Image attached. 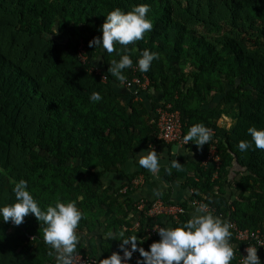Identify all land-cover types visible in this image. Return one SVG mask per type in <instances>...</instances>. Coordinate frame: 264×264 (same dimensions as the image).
I'll return each instance as SVG.
<instances>
[{
    "label": "trees",
    "instance_id": "16d2710c",
    "mask_svg": "<svg viewBox=\"0 0 264 264\" xmlns=\"http://www.w3.org/2000/svg\"><path fill=\"white\" fill-rule=\"evenodd\" d=\"M138 4L150 6L153 28L127 53L118 44L119 55L89 46L109 11ZM145 49L158 58L142 73L136 61ZM123 54L133 65L121 85L108 68ZM135 77L148 84L138 86ZM93 91L101 101H90ZM167 105L180 111L184 134L197 123L212 130L209 144L188 145L203 151L200 161L214 146L218 159L160 166L161 177L185 178L190 189L174 201L167 187L162 199L183 211L166 217L175 227L192 207L207 204L234 224L230 264H240L248 245L264 264V245L252 236L264 240V150L236 148L251 141L249 127H264V0H0V206L15 201L20 180L42 208L75 200L83 212L76 254H122L108 231L136 236L145 250L159 239L147 231L148 220L164 215L147 218L133 197L140 186L133 181L148 174L137 170L109 186L104 177L157 142L156 109ZM224 118L230 125L219 122ZM44 227L32 214L18 226L0 219V264H56ZM240 231L247 238L239 239Z\"/></svg>",
    "mask_w": 264,
    "mask_h": 264
},
{
    "label": "clouds",
    "instance_id": "9594fccd",
    "mask_svg": "<svg viewBox=\"0 0 264 264\" xmlns=\"http://www.w3.org/2000/svg\"><path fill=\"white\" fill-rule=\"evenodd\" d=\"M150 6L138 4L124 11L119 7L109 11L100 26L102 35L93 37L89 46L101 47L107 53L114 51L120 54V49L114 45L127 46L143 39L144 34L153 28L151 19L148 17ZM158 58V53L143 50L136 64L142 73L150 69L152 61ZM133 60L130 55H120L119 60H111L108 72L123 85L126 81L125 69L131 68ZM90 101L99 102L102 97L99 92L93 91L89 96ZM251 141L241 140L236 148L240 152L252 148L264 150V127H249L247 129ZM212 130L207 126L197 123L189 127L183 135V145L190 141L198 148L209 144L212 139ZM137 163L155 174L160 168V157L158 152L149 145L148 151H139ZM170 167L179 169L181 163L175 159L171 161ZM15 201L11 204L0 206V219L4 222L9 220L14 225L23 223L24 218L32 214L42 222L44 227L43 239L55 252L56 264H74V257L78 245L81 242V234L77 228L83 219V212L78 208L75 200L62 202L55 201L46 208H42L28 190L25 181L20 180L14 186ZM154 195H160L154 190ZM232 224L209 210L207 204H199L195 207L190 218L175 227L163 226L154 229L158 240H154L145 250L138 247L136 236L125 237L123 232L116 233L108 231V239L120 241L121 252H112L109 256L101 259L100 264H129L133 253L139 251L140 257L136 264H230L235 258L237 245L231 242L233 235ZM130 247H127L129 246ZM264 245V244H261ZM246 255H242L240 264H262L258 256L257 246L248 245L245 249ZM52 255V252L49 253Z\"/></svg>",
    "mask_w": 264,
    "mask_h": 264
},
{
    "label": "crops",
    "instance_id": "0c3cea01",
    "mask_svg": "<svg viewBox=\"0 0 264 264\" xmlns=\"http://www.w3.org/2000/svg\"><path fill=\"white\" fill-rule=\"evenodd\" d=\"M132 89V88H131ZM130 90V89H128ZM142 99L145 100L146 96L145 95H137L136 99ZM229 119V118H224ZM220 120L219 122L222 123V121L224 120ZM160 137L157 138V142H155L154 144H149L151 145L157 152L158 155L160 157L159 163L160 166L166 165L171 163V161L177 159L181 164L184 162H199L202 158V154L203 151H194L192 149L189 148V145H183V144H178V143H166L164 141H160ZM148 146H146L145 148H140L138 149V151L136 152V155L133 156L129 163L123 165L121 167V170H119L118 172L115 173H109L107 175H105L104 177V183L106 186L109 185H116L122 182L125 183L128 180L127 175L135 172L137 170L140 171H145V173L148 174V178L145 179V174L144 176V180L142 181V183L140 184V186L138 188H135L136 191L133 194V197L135 200H140V199H144L146 200L148 203L153 202L155 200L158 199H162L161 195H163L164 191L167 190V187L170 186L172 188L171 190V199H173L174 201H180V200H185L188 198V196L190 195V189L183 187L184 182H185V178H181L179 181H174V182H170L165 180L163 177H161L159 175V171L155 174L149 172L147 169L141 167L138 163H137V158L138 156L141 154L139 153V151L143 150V151H148ZM216 148L214 146L211 147V151L215 150ZM210 156V155H209ZM208 156V157H209ZM208 157L204 158L202 161V163H204V160L206 159V165L208 163L209 160H213V158H209ZM160 169V168H159ZM154 190L158 191L160 193V195H154ZM163 200V199H162ZM196 206L192 207V213L194 212ZM147 218H149L147 216ZM148 223H152L153 226H151V228H159V227H163V226H171L174 227V223L172 220H170L168 217L166 216H161V217H157L154 218L153 221L148 220ZM140 225V222H139ZM139 226H136L135 224V228H137ZM151 228H148V230H150ZM99 239L97 238L96 243H99ZM130 247V245L128 246ZM97 257H99L100 259L105 258L104 252H102V250L99 248L97 250ZM137 259H135L134 257H132L129 260L130 264H136Z\"/></svg>",
    "mask_w": 264,
    "mask_h": 264
},
{
    "label": "built area",
    "instance_id": "2783aa9c",
    "mask_svg": "<svg viewBox=\"0 0 264 264\" xmlns=\"http://www.w3.org/2000/svg\"><path fill=\"white\" fill-rule=\"evenodd\" d=\"M104 79H106L105 76H104ZM148 81L149 80H146L145 83L142 85L140 78L135 77L133 79V82L137 84L138 86L139 85L146 86V84H148ZM127 84L130 85V83H127ZM156 117H157V126L159 129L158 136L160 137V139L166 143L183 144L182 138L184 135V131H183V122H182L180 111L172 109L171 105H167L164 107H158L156 109ZM214 152L215 150L211 151L208 159L209 158H213V160L218 159L215 156ZM203 165H206V159L204 160ZM142 181H143V177L140 176L137 179H135L133 182L135 184H141ZM123 191L126 192V188H124ZM137 208L140 211L146 210L145 213L148 217H155L159 215L176 216L177 213L183 211L180 206L174 205V204H167L162 199H158L150 203H148L144 199H140L138 200ZM136 226H139V222L136 223ZM232 227L234 228V224L232 225ZM154 229H157V228H151L148 231L152 233V235H154L157 233ZM246 232L240 231L238 233V238L239 239L247 238L248 232L247 233ZM252 236H255L258 239L260 244H264V240L260 239L259 235L252 233ZM245 249H243L242 255H246ZM132 257H134L137 260L142 259L140 257V254L137 251L133 253ZM100 262L101 260L99 259L90 258V257L86 258L79 254H75V257H74V264H100Z\"/></svg>",
    "mask_w": 264,
    "mask_h": 264
},
{
    "label": "rangeland",
    "instance_id": "374dc122",
    "mask_svg": "<svg viewBox=\"0 0 264 264\" xmlns=\"http://www.w3.org/2000/svg\"><path fill=\"white\" fill-rule=\"evenodd\" d=\"M230 123H231V120L230 119H224L223 121H222V124H225L226 126H227V124L228 125H230Z\"/></svg>",
    "mask_w": 264,
    "mask_h": 264
}]
</instances>
